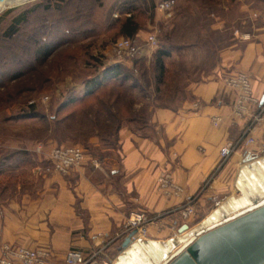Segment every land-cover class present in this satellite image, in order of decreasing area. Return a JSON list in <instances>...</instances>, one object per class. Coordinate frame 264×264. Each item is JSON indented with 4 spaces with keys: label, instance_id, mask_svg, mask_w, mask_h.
Returning a JSON list of instances; mask_svg holds the SVG:
<instances>
[{
    "label": "crops",
    "instance_id": "crops-1",
    "mask_svg": "<svg viewBox=\"0 0 264 264\" xmlns=\"http://www.w3.org/2000/svg\"><path fill=\"white\" fill-rule=\"evenodd\" d=\"M251 32L250 39L237 38L217 50L211 71L189 84L190 98L176 109L155 108L145 133L122 126L113 149L100 148L91 137L83 165L66 175L44 170L46 156L57 145L53 140L35 155L29 150L32 144L0 139V247L7 243L46 249L45 264H64L70 248L116 264L130 211L157 216L141 240L164 243L178 235L181 225L194 226L220 203L238 197V177L247 183L240 174L243 167L247 176H264V169L251 167V157L264 159V128L259 123L251 131L256 143L241 147L217 167L219 148L236 139L247 121L233 116L235 92L223 78L247 71L254 95L264 97V15ZM163 173L183 187L181 195L165 197L156 189ZM189 198H194L198 215L193 223L173 211Z\"/></svg>",
    "mask_w": 264,
    "mask_h": 264
},
{
    "label": "rangeland",
    "instance_id": "rangeland-1",
    "mask_svg": "<svg viewBox=\"0 0 264 264\" xmlns=\"http://www.w3.org/2000/svg\"><path fill=\"white\" fill-rule=\"evenodd\" d=\"M159 1L28 0L1 9L0 139L16 140L27 147L32 144L30 152L41 155L33 150L34 145L44 146L47 140L36 117L24 115L28 104L35 103L39 113L47 117L56 114L60 101L82 93L86 80L116 63L112 43L129 37L120 28L125 17H132L138 24L137 32L129 37L138 50L129 59L123 54L121 64L129 74L132 71L142 76L138 84L151 95L153 53L171 29L176 27L179 39L191 43L184 57L200 70L211 61L213 50L237 38L250 39L264 15V0H174L169 16L157 9ZM22 14L15 31L8 34L12 20ZM151 34L157 47L147 40ZM41 48H46V53L39 58L37 51ZM211 206L207 204L204 212ZM194 209L195 214L189 218L192 223L198 218Z\"/></svg>",
    "mask_w": 264,
    "mask_h": 264
},
{
    "label": "trees",
    "instance_id": "trees-1",
    "mask_svg": "<svg viewBox=\"0 0 264 264\" xmlns=\"http://www.w3.org/2000/svg\"><path fill=\"white\" fill-rule=\"evenodd\" d=\"M22 16L12 20L8 34L15 31ZM120 28L121 32L132 38L139 27L129 16L123 19ZM160 43L158 47L156 45L152 58L153 94H147L145 87L138 84L141 75H134L132 71L129 74L124 65L114 63L106 67L101 75L86 80L82 93L60 101L55 109L56 114L49 117L40 114L36 104L30 102L24 115L36 117L37 124L45 134L44 139L58 144L72 141L88 147L89 139L96 137L102 149H113L116 147L117 131L122 126L145 133L144 128L149 125L151 112L155 108L176 109L190 98L189 84L201 81V77L208 74L217 62V50H213L208 64L201 66L200 70L193 68L184 57V52L192 45L179 39L176 27L166 33ZM45 53L46 48L37 51L39 58ZM18 154L28 156L25 152Z\"/></svg>",
    "mask_w": 264,
    "mask_h": 264
},
{
    "label": "water",
    "instance_id": "water-1",
    "mask_svg": "<svg viewBox=\"0 0 264 264\" xmlns=\"http://www.w3.org/2000/svg\"><path fill=\"white\" fill-rule=\"evenodd\" d=\"M264 97H262L261 102ZM252 163L264 169V159ZM246 167L238 177L240 195L212 209L198 224H183L164 243L123 240L116 264H264V176Z\"/></svg>",
    "mask_w": 264,
    "mask_h": 264
},
{
    "label": "built area",
    "instance_id": "built-area-1",
    "mask_svg": "<svg viewBox=\"0 0 264 264\" xmlns=\"http://www.w3.org/2000/svg\"><path fill=\"white\" fill-rule=\"evenodd\" d=\"M174 0H161L157 4V9L170 15ZM149 43L156 47V38L154 35H148ZM113 49L116 51V63L123 62V54L127 59L133 57L137 53V46L134 41L126 36L116 39L112 43ZM224 83L235 92V97L231 104L233 116L236 118H247L246 124L240 135L232 140L226 141L219 148L220 167L235 151L241 147L255 144L256 141L251 135V131L255 124L259 123L264 128V99L261 102L257 98L252 89L251 77L246 71H234L223 78ZM197 105V102L194 103ZM212 123H217V118L212 117ZM36 152L43 151V144L34 145ZM29 150H32L30 148ZM85 148L78 144H59L53 146L46 156L47 164L45 171H52L61 175L70 173L73 169L83 165L85 161ZM208 177L204 186L208 183ZM156 189L165 197L177 196L183 193V187L179 185L172 177L167 174H161L157 179ZM194 198H189L185 202L178 205L173 211H178L183 219H189L195 214ZM157 216H150L142 211H130L126 217L124 228L126 236L130 235V240L145 238L148 234V225L156 219ZM95 253L86 257L80 249L70 248L64 257V264H109L107 261H97ZM49 252L43 248H32L26 245H11L4 243L0 247V264H45L47 262Z\"/></svg>",
    "mask_w": 264,
    "mask_h": 264
},
{
    "label": "bare ground",
    "instance_id": "bare-ground-1",
    "mask_svg": "<svg viewBox=\"0 0 264 264\" xmlns=\"http://www.w3.org/2000/svg\"><path fill=\"white\" fill-rule=\"evenodd\" d=\"M28 0H0V10L9 6L20 4Z\"/></svg>",
    "mask_w": 264,
    "mask_h": 264
}]
</instances>
